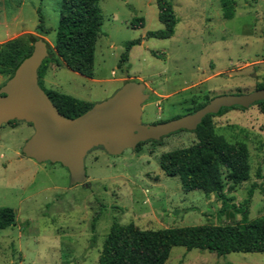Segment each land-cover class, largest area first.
I'll list each match as a JSON object with an SVG mask.
<instances>
[{"label":"rangeland","instance_id":"374dc122","mask_svg":"<svg viewBox=\"0 0 264 264\" xmlns=\"http://www.w3.org/2000/svg\"><path fill=\"white\" fill-rule=\"evenodd\" d=\"M60 2L0 0V85L11 68L2 44L18 37L27 49L28 34L41 36L35 32L39 15L50 29L41 37L53 53L43 86L94 104L111 97L124 79L142 82L148 94L142 124L190 113L216 95L248 93L263 82L264 0H234L230 19L223 18L219 0H172L177 23L169 38L147 35L163 28L157 0H99L102 25L93 78L71 71L54 52ZM134 17L144 19L143 27L131 26ZM137 38L141 41L130 48L127 62L119 64L124 43ZM211 119L217 134L244 142L249 153L248 180L232 184L223 173L228 203L238 206L247 200L248 219L263 216L264 111L253 103ZM33 133L24 121L0 126V207L15 210V223L0 229V264H98L114 220L140 229L240 222L241 215L232 207L224 209L214 192H185L177 176L160 169L161 153L196 140L189 130L163 136L161 145L146 141L119 155L92 147L84 157L86 184H70L60 163L21 155ZM164 264H264V254L217 256L174 246Z\"/></svg>","mask_w":264,"mask_h":264},{"label":"trees","instance_id":"16d2710c","mask_svg":"<svg viewBox=\"0 0 264 264\" xmlns=\"http://www.w3.org/2000/svg\"><path fill=\"white\" fill-rule=\"evenodd\" d=\"M98 1L61 0L53 41L54 52L63 64L71 71L88 78L94 76L95 42L101 33L102 14ZM219 1L223 18H232L235 12L234 0ZM157 11L158 20L163 28L149 31L147 35L155 38H169L173 35L177 23L172 0H157ZM143 25L142 17H134L131 20L132 27H143ZM35 32L41 36L50 33V29L43 25L41 15H39V23ZM41 36L28 34L27 39L30 46L27 49L21 48V41L18 37L6 40L2 44L4 55L11 66L6 80L13 75L20 62L30 54L33 43L41 39L48 49V56L43 59L38 68V84L61 114L68 118L79 116L87 111L93 102L43 86V78L53 60V53L49 44ZM140 41V38H137L124 43L125 51L120 56L119 64L127 62L130 48L139 44ZM263 86L264 80L256 88H263ZM206 102L198 103L192 112ZM255 103L259 104L264 111V100ZM233 107L244 109L235 105L221 107L215 114H206L196 128L191 130L196 140L187 147L161 153L158 162L164 174L179 178L183 191L200 189L206 193L214 192L224 209L232 207L236 213L241 215L240 222L140 229L133 223L120 224L114 220L103 239L98 254V264H164L174 246H182L187 250H206L217 256H224L231 252L264 254V215L249 220L248 211L245 208L248 201L238 206L229 204L223 191V173L232 184L242 183L250 176L249 153L246 144L242 141L230 142L217 134L211 119ZM14 121L17 120H12L10 123ZM149 141L155 145L162 144V138ZM142 143H139L136 148ZM257 175L260 174L257 173ZM14 223L15 210L9 206H1L0 229H5Z\"/></svg>","mask_w":264,"mask_h":264},{"label":"water","instance_id":"95a60500","mask_svg":"<svg viewBox=\"0 0 264 264\" xmlns=\"http://www.w3.org/2000/svg\"><path fill=\"white\" fill-rule=\"evenodd\" d=\"M48 56L45 42L37 39L33 49L0 87V126L12 120L33 126L21 155L39 163H60L69 173L70 184H86V153L94 146L119 155L141 142L159 140L178 130H194L206 114L221 107L243 108L264 100V87L242 94H221L191 113L153 124H142V104L148 99L145 84L124 79L109 98L94 103L74 118L65 117L38 84V68ZM264 78V75H263Z\"/></svg>","mask_w":264,"mask_h":264},{"label":"crops","instance_id":"0c3cea01","mask_svg":"<svg viewBox=\"0 0 264 264\" xmlns=\"http://www.w3.org/2000/svg\"><path fill=\"white\" fill-rule=\"evenodd\" d=\"M46 75V74H45ZM45 77V76H44ZM43 80H44V78H43Z\"/></svg>","mask_w":264,"mask_h":264},{"label":"flooded vegetation","instance_id":"af4514ba","mask_svg":"<svg viewBox=\"0 0 264 264\" xmlns=\"http://www.w3.org/2000/svg\"><path fill=\"white\" fill-rule=\"evenodd\" d=\"M263 80H264V78H263ZM264 87V86H263ZM257 89V88H256Z\"/></svg>","mask_w":264,"mask_h":264}]
</instances>
